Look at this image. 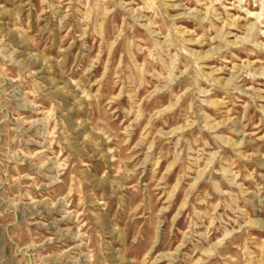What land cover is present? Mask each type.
<instances>
[{"label": "rangeland", "instance_id": "1", "mask_svg": "<svg viewBox=\"0 0 264 264\" xmlns=\"http://www.w3.org/2000/svg\"><path fill=\"white\" fill-rule=\"evenodd\" d=\"M0 264H264V0H0Z\"/></svg>", "mask_w": 264, "mask_h": 264}]
</instances>
